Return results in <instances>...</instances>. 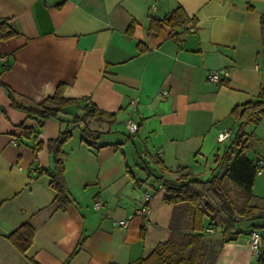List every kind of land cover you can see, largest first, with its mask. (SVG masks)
I'll return each instance as SVG.
<instances>
[{"label":"crops","instance_id":"1","mask_svg":"<svg viewBox=\"0 0 264 264\" xmlns=\"http://www.w3.org/2000/svg\"><path fill=\"white\" fill-rule=\"evenodd\" d=\"M178 7L189 18L177 30L180 42L176 30L149 33L151 19ZM3 20L16 36L0 41V82L17 103L38 104L64 84V97L83 106L88 100L115 119L88 120L92 136L83 143L84 124L73 122L84 115L80 106L39 129L0 86V264H139L171 235L174 206L164 201L163 182L185 175L224 181L238 150L229 149L239 127L231 112L264 88V0H0ZM223 71L220 83L207 81ZM127 120L138 125L133 136ZM21 126L33 129L30 139L20 136ZM223 130L230 139L218 142ZM65 131L70 202L60 206L50 178L36 172L53 168L47 143ZM242 132L248 158L264 161V118ZM225 188L236 196L231 184ZM252 194L264 199V171ZM144 204L148 213L135 215ZM120 220L125 227L116 225ZM24 223L34 235L21 254L7 236ZM258 224L264 222L217 235L227 242L215 264H264L247 243Z\"/></svg>","mask_w":264,"mask_h":264},{"label":"trees","instance_id":"2","mask_svg":"<svg viewBox=\"0 0 264 264\" xmlns=\"http://www.w3.org/2000/svg\"><path fill=\"white\" fill-rule=\"evenodd\" d=\"M189 20L185 11L178 7L168 16L161 20L151 19L148 30L152 35L158 34L163 28H168L177 36V30ZM134 25H130L127 34L131 35ZM16 36L6 21H0V41L8 40ZM140 52L143 47L139 45ZM0 86L6 91L11 106L24 112L29 119L37 121L38 128H42L44 123L50 119H58L60 114H65L68 106L76 105L84 111V115L75 117L74 123H83L82 142L88 143L92 131L87 127L88 120L94 118L102 119L105 116L114 121V115L106 114L95 106L84 103L80 105L77 100L63 96L64 84H59L53 94L38 104L25 107L17 103L16 94L0 82ZM231 116L239 123V127L229 149L235 146L238 150L232 160L226 165L225 171L220 180L229 181L238 190L236 196L231 191L219 186L217 177L206 181L198 179H188L187 176L175 182H163L162 187L166 191L165 203L174 206V213L171 221L170 238L160 243L146 258L139 264H215L220 248L226 239H218L217 235H222L235 230L243 222H264V199L253 196L252 188L257 167L255 161L248 158L250 143L242 127L246 124H258L264 118V88L260 90L257 98L248 101L240 106H236ZM20 136L23 139H30L35 133L33 129L20 127ZM71 138L69 131L61 132L57 139L47 143L48 150L52 154L53 168L51 170L38 169L37 176L46 175L50 178L49 188L55 193L54 200L63 206L70 202L68 192L64 182V162L65 154L62 145ZM19 138H17L18 140ZM42 148V143L38 142L34 146V151ZM226 154L224 157H227ZM258 160V159H257ZM181 171L184 170L180 168ZM132 178L131 172L127 170ZM264 225H256L255 230H261ZM212 230L210 234L208 231ZM34 235L33 227L24 223L7 236L9 243L21 254H24L30 246ZM262 252V251H261ZM260 261H264V254L260 256Z\"/></svg>","mask_w":264,"mask_h":264},{"label":"built area","instance_id":"3","mask_svg":"<svg viewBox=\"0 0 264 264\" xmlns=\"http://www.w3.org/2000/svg\"><path fill=\"white\" fill-rule=\"evenodd\" d=\"M177 39L179 42L183 39V36L181 35L180 32L177 35ZM227 76H228V73L225 71L220 72V73L213 72L207 76V81L217 84V83H220L221 79L227 78ZM161 94L163 96H167L168 93L166 90H163V91H161ZM131 103L133 104L134 102L132 101ZM85 104L90 105L88 100H85ZM125 125L127 128L128 134L130 136H133L137 133L138 125L136 122H134L133 120H127ZM230 136H231V132L229 130H223L217 134V141L218 142H224L226 140H229ZM11 143L13 145H16L14 140H12ZM159 154H160V152H159ZM255 165L257 167V174H260L262 171H264V161L263 160H261V159L256 160ZM151 198L152 197L150 194L144 195L145 203L149 202L151 200ZM94 207L98 208L99 204H95ZM148 211H149V209H148L147 205L144 204L141 208H139L137 211H135V215H146L148 213ZM131 218H132V216L130 217V219ZM116 225L121 226V227H125L126 221H124V220L117 221ZM208 232L210 234L213 233L212 230H209ZM247 243H248V246L250 248L251 255L252 256H259L261 251H262V246H263L262 238L260 235V230L251 231L250 234L248 235Z\"/></svg>","mask_w":264,"mask_h":264},{"label":"water","instance_id":"4","mask_svg":"<svg viewBox=\"0 0 264 264\" xmlns=\"http://www.w3.org/2000/svg\"><path fill=\"white\" fill-rule=\"evenodd\" d=\"M260 235H261L262 242H263L262 254H264V228L260 230Z\"/></svg>","mask_w":264,"mask_h":264},{"label":"rangeland","instance_id":"5","mask_svg":"<svg viewBox=\"0 0 264 264\" xmlns=\"http://www.w3.org/2000/svg\"><path fill=\"white\" fill-rule=\"evenodd\" d=\"M227 184H231L229 181L227 180H224L222 183L218 184L219 186H222V187H227ZM232 185V184H231Z\"/></svg>","mask_w":264,"mask_h":264}]
</instances>
